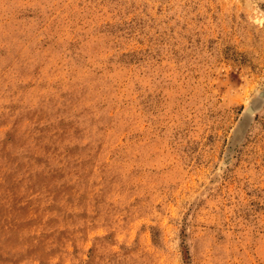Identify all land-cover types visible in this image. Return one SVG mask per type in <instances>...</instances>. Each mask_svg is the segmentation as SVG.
Masks as SVG:
<instances>
[{
  "label": "rangeland",
  "instance_id": "rangeland-1",
  "mask_svg": "<svg viewBox=\"0 0 264 264\" xmlns=\"http://www.w3.org/2000/svg\"><path fill=\"white\" fill-rule=\"evenodd\" d=\"M0 264H264V0H0Z\"/></svg>",
  "mask_w": 264,
  "mask_h": 264
}]
</instances>
